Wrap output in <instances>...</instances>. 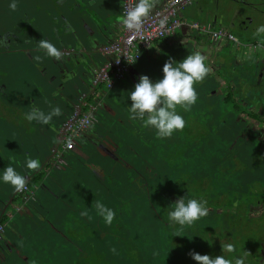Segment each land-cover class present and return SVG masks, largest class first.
I'll use <instances>...</instances> for the list:
<instances>
[{
  "label": "flooded vegetation",
  "instance_id": "obj_1",
  "mask_svg": "<svg viewBox=\"0 0 264 264\" xmlns=\"http://www.w3.org/2000/svg\"><path fill=\"white\" fill-rule=\"evenodd\" d=\"M197 1L198 0H195L191 5H196ZM9 2L10 0H0V169H3V146L8 144L3 142H10V140L15 136V123H17L18 121V118L14 117L8 110L10 106L14 104V100L17 98L18 93L19 91H21L22 87H24L27 93L31 91L41 90L43 93L44 101L48 104V106L51 105V107H49V109L51 110L52 108L58 107L60 111H62L65 108L59 98H55L53 100V105L51 104L50 100H52V90L50 89L51 87L49 84V78L52 74V69L49 67L51 65V59L50 57L45 55V52L37 53L34 51V49L35 47H38L39 40L43 38L53 43L61 51V53H64L65 44L68 39L66 34L67 32H71L72 30L71 26L67 24V20L70 21L72 20V18H76L80 15L81 8L79 5L82 4L79 0H17L16 10L11 11L8 7ZM116 2L118 5H122L121 0H117ZM236 8L242 9V11H251L252 13L256 14L250 20H247L246 26L251 25L256 29L263 23L264 0H237V2L232 6L233 10H235ZM120 9H118V12L122 13ZM227 24L228 22L225 25ZM120 28L122 27L120 26ZM236 29V31L239 32L238 28ZM112 42L113 41H110V43ZM258 44L261 50L264 52V45L260 43ZM109 45H106L105 49ZM193 51H199L206 58L205 63L209 70L208 75L210 73L213 77H215L218 84L216 85V87L218 88L216 91L226 89V92L232 93V90L235 89L229 86L227 83L225 85L224 81L220 80V75L224 73L222 64H225V62L221 60V57H211L213 50L210 47H206L204 51L197 48L193 50V44H190L187 49V55ZM185 56L186 55H182V59ZM35 57H39V60L34 59ZM52 59L55 61V58ZM97 73L96 75H93V82L95 83V85H97L98 90L101 91L103 97L101 101L103 102V109H107L109 112H111L112 109L108 101L110 99L108 89L99 82ZM127 75L128 74H126V76ZM66 78H68V76H65V79ZM255 78L256 83H261L264 80V56L262 59V63L259 65V69L255 74ZM33 82H36L38 86H32ZM55 85L57 86L58 83H56ZM227 97L231 98V95L228 94L226 96V99ZM233 101L234 108H232L233 111H230V113L234 115V120L231 119L232 122L228 124L225 116L227 118H229V116L224 115V113L226 114V112L223 113L221 112V109H219L218 111H216L215 115L216 124L207 126L208 129L211 130L215 128L216 130L213 132L214 136H216V138H220L221 140L224 139V134L228 132H230L231 135H234V138L238 135H242L240 137L249 135L254 139L255 137H259V140L257 141H259V143L261 144V149L264 151V128L260 136L258 135L259 133L256 130L258 124L257 122L261 123L260 118L258 117V113L264 114V108H260L259 110V108L256 107L255 102L248 104L244 100H239L238 97H235ZM128 106L129 105L124 108L126 110V113H128ZM187 115L188 117L190 116L189 114H185V116ZM127 122L129 123V121ZM134 128L135 132H141L138 127ZM198 128L202 127L200 125L196 126L194 123L185 124L182 130L176 131L177 134L175 136V141H173L171 146L170 142H165V144L163 145L165 153H170L171 148H174L175 152L179 153V148L181 147L183 149L182 152H185L186 150L187 154L190 153L193 148V137ZM2 129H7L5 131V134L2 133ZM240 131L241 133L239 134ZM244 132L246 133L245 135ZM97 138L98 139L96 140L95 144L100 148L106 149L108 154H110L112 157L118 153V143L109 139L105 140L103 137L101 138V136H98ZM57 140L58 141L53 145L59 143V147L57 149L60 150L62 140L59 135ZM104 145H106V147ZM52 150L54 151L56 150V148L51 149L50 153ZM30 157L33 158L34 156ZM169 159H171L170 155ZM130 165L131 164H129V166ZM64 166L66 167V164L60 165V168ZM14 168H17V166H15ZM146 168L147 165H144L143 169L145 170ZM44 170L45 168L40 162V167L33 170L38 174L33 175H37V177L49 175V171ZM123 170L124 168L121 169V171ZM147 172L148 171L145 170L144 173H141V175L139 176L138 184L139 191H141V193H144L145 195L147 194ZM28 175L31 176V174L29 173ZM155 175H157V173ZM207 178L208 180L206 181V183H202L204 184V186L201 187V184H199V189H195L190 185V183L185 182L179 183L177 185L175 184L174 186L176 187L172 185L174 190L168 189V185L163 183L159 186V188H156V194H158L161 199L163 193L167 192V198H172V202H176L181 198H183L185 201H187L188 199H197L203 201L206 208L208 209L207 214L196 220L192 225H185L181 227L189 236L192 244L195 243V241H199L202 243V247L198 250L191 248H181L178 251H175L176 248L172 249L170 251L171 254L174 253L177 255L179 254V252H183L184 254L188 255L187 260L177 259L175 263L194 264L195 261L191 259V253L195 252L201 255L207 254L210 256V258L223 255L226 259L232 261L233 264L236 259H239L241 261V264H264V202L254 201L249 202L246 207L242 206V208L246 211H243L244 214H240L237 211V206L234 207L232 204L227 207L225 202L222 203V200L225 199V195L223 194L219 195V198L214 200V204H211V202H209L207 198V191L211 189V186L212 189H214V186L216 187V185L221 182H212L209 179L210 177L207 176ZM44 187L45 186H43V188ZM90 189H92V191L88 192L90 193L87 196L88 204L90 201L100 202L101 199L98 198L99 193L96 191V189L92 186L90 187ZM11 198L12 199H8L2 202L0 206V218H4L5 215L7 216L10 212H13L14 209L15 211H22L23 214H27L31 217L37 216L41 219L42 222L46 221V218L40 213V211L44 209L43 205L40 204V202L36 198L33 200V202H36L37 206L26 199L25 192L22 193L20 191L17 192L14 190L12 192ZM21 198H24V204L21 202ZM144 198L145 197L141 199L143 202H145V200H148L147 198H145L144 200ZM6 206L7 208L5 209ZM88 206H91L92 209L87 210V215L82 216L81 222H79L78 226H76L79 233L75 239L80 243L79 246L76 244L77 254H81L79 250L83 249L82 245L85 246L87 244V241L90 246L93 247V240L95 239L96 241L97 239H99V215L96 212L97 210L95 206ZM162 216L163 217H161L160 215L161 220L159 222L162 231L169 230L172 232L176 230V228H180L179 225L169 224L167 220V214H164ZM218 217H220V219H218ZM12 218L13 216L11 217V219ZM200 220L203 221L199 222ZM113 221L110 226L106 227L105 233H112L111 235H113V231L116 227ZM209 221L214 222L213 226L207 225L208 223L206 222ZM217 222H220L221 226L219 225L216 228ZM39 223L41 222L39 221ZM89 226H91V228H89ZM92 227L94 229H92ZM86 229L89 231H94L96 235L93 237H89L87 235L85 236V238H81V231ZM57 231H59V233L61 234H64L67 229L65 228V232L61 230ZM15 232L17 234H20L18 235L20 239H18L19 241L11 242V244L8 243V245L6 244L5 246H2L0 248V264H5L8 262V260L13 264H20V261L24 260L23 262H25V260L27 259L28 264H31L30 257H34L33 259H37V256L30 255L28 256V258H25L26 253L23 250V247L21 248L17 244V242L20 243L22 241L23 237L26 238L25 232L23 233L21 231H17L16 229ZM248 235H250L251 237L249 236L248 238ZM64 236L69 237L68 235ZM4 238L5 231L2 235L0 243L4 240ZM176 241L179 242L180 246H182L183 239H181V237H178V240L176 239ZM225 245H231L233 250L231 252H228L224 247ZM8 247H10V250H8ZM5 248L6 251L4 250ZM94 249L96 250L95 246ZM86 251L88 253L89 249H85V252ZM235 253L236 255L233 257ZM13 254H15V256H13ZM23 262L21 264H23ZM41 263L43 264L42 259H40L36 264Z\"/></svg>",
  "mask_w": 264,
  "mask_h": 264
},
{
  "label": "rangeland",
  "instance_id": "obj_2",
  "mask_svg": "<svg viewBox=\"0 0 264 264\" xmlns=\"http://www.w3.org/2000/svg\"><path fill=\"white\" fill-rule=\"evenodd\" d=\"M188 8L189 6L186 8L185 13L189 18L193 10L191 9L189 11ZM120 10L123 11L122 8ZM225 43L229 44L228 42ZM229 46H231V44H229ZM187 49V47L183 48L186 54ZM224 51L226 50H223L222 54L226 53ZM140 56L143 62V54H141ZM175 58V56H173L172 58L174 62H176ZM161 77L162 73L157 72L155 73V76H153V78L149 77V79L155 81ZM134 85L135 84L131 79L128 78L127 75L126 78L120 79L115 82L114 86L108 90L110 96V99L108 100L109 105L114 113L109 112L107 109H103V107H97L96 113L98 114L99 124H96V127L98 133L100 135L106 133V136L109 140H113L114 142L118 143L119 151L115 156L112 157L107 152H103L104 148H101L99 150L92 145H88L85 147L89 152V160L91 162L89 163L90 165H88V163H85L86 168L85 166H82V172L86 173L91 181L88 183L86 190H79L78 187L81 185H79L78 183L75 190L72 191L70 189L68 191V193L74 198H71V203H74V208H70V210H68V216L67 214L64 217L56 216L60 209H67V206L62 205H59L58 209L53 211L52 209H50L48 212H44V210H41L40 213L46 218V221L44 222H42L41 219L37 216L31 217L27 214H23L22 211H15L12 208L13 218L12 220H10V223H12L10 224V227L8 226L6 227V229L7 231H10L12 226H18L22 228V230L25 232L26 238L28 237L24 242H20V245H23V250L25 252L35 253V248L37 249L36 246L40 245V243L37 242L41 240L45 248L44 255H47L46 257H49V263L53 264V262L56 260L55 264H69V261L67 259H62L61 254L64 251L68 250L66 254L71 255L72 252L70 250L74 251L73 244L69 243L67 246H64L61 242V234L58 233V231L52 232L53 229L51 227L59 225L58 223H55V221H59L60 219L64 220L65 218L69 217L68 219L70 220V223L66 224L67 231H64L65 233L63 235L74 236L70 234V232H72L74 225L78 226L79 222L77 221L79 219L78 217H73L70 211H73V209H75L76 211H80L81 214V212H87L88 209H92V207H89L88 205L95 206V203L97 202L90 201L88 204L87 196L90 193H88L89 191L87 189H89V186L94 187L100 195L107 193L105 198L108 199L110 196L109 190L113 191L114 189L118 188L117 184H120L121 187L117 189V198H119V203H114V205H117L119 207V211L121 214L118 219L122 221H128L130 223L132 222L136 227H138L139 221L144 220L142 216L146 215L144 213H141L142 209L143 211H146V207L144 206V204L146 203L140 200L142 198L141 193L139 192V190H136L134 188V184H132L131 177L135 174L133 170L134 164H136L137 168L141 169V171L138 169L139 173L145 172V170L143 169L144 165H149L151 168H154V173H157L159 178V180L158 178H156V180L154 181L156 188H159L162 183H166L168 186H174L175 184L177 185L179 183L185 182L190 183L193 188L199 189V184H201L202 187L204 186V184L202 183H206V181L208 180L207 176L210 177L209 179L212 182H221L218 183L216 187L214 186V189H212L211 186V189L207 191V198L209 202H211V204H214V200L219 198V195L223 194L225 195V199L222 200V203L225 202L227 207L232 204L234 207L237 206V211L240 214H244L243 211L245 210L242 208V206L246 207L249 202H264V151L261 149V144L259 143V141H257L259 140V137H255L254 139L249 135L243 137H240L242 135H238L234 138V135H231V133L228 132L224 134V139L221 140L220 138H216V136H214L213 132L216 130L215 128L210 130L207 127L209 125L216 124L215 115L216 111H218L219 109H221V112L223 113L226 112V114L224 113V115L229 116V118L225 116L228 124L232 122L231 119L234 120V115H232L230 111H233V100L235 97H238L239 100L241 99V101H246L247 99L248 104L254 103L251 99L255 98L253 94L257 92L258 86H255V83L252 82L251 79L244 80L243 82H238L237 90H232L231 98L227 97V99L224 93H222L221 91H216L218 89L216 85L218 84L216 82V78L213 77L210 73L205 77L203 81L193 85L197 92V101L191 106L190 110L186 112L182 108L177 106L178 112L184 117L185 124L194 123L196 126L200 125L203 128H198V130L195 132V135L193 137L194 140L192 142L193 148L192 151L188 154L186 150L185 152H182V147L179 148V153H176L174 148H171L170 153H165L163 145L165 144V142H170L171 146L173 141H175V136L177 134L176 132H174L170 137L158 139L155 136V131L153 129L143 128L140 121H133L129 119V114L126 113V110L124 108H126V106L131 103V101L128 100L127 97L128 91L132 90ZM50 89L52 90V88ZM250 94L252 96H249ZM51 99H54L53 93ZM70 111L71 109H65V115ZM185 114H189L190 116H185ZM65 115L57 123H64ZM121 116L123 117L122 120L119 119V117ZM127 121H129V123ZM134 127H138L141 132L145 133V135L141 137L140 132H135ZM46 132L49 134L50 141H55L53 142V144L58 141L57 138L55 139L56 134L54 132H51L50 129H47ZM240 133L241 131L239 132V134ZM245 134L246 133L244 132V135ZM78 148H83L85 153L86 149L84 148V145L78 146ZM85 155L88 154L86 153ZM169 155L171 156V159H169ZM101 158L104 159V163L107 166V174L105 175V180L102 183L99 182L98 177H95L93 175L94 173H92L91 168V164H94L95 161H100ZM129 164L131 165L129 166ZM54 168L55 166H51V169ZM123 168L124 171H121L120 169ZM56 169L59 168L56 167ZM148 190V194L152 197V204H155V210L159 214H167V211L174 207L175 202H172V198L165 199L163 197L161 199V197L155 193L152 185L150 184L148 186ZM33 193L34 197L40 198V193H38L37 190H35ZM33 193L31 195H33ZM145 196L146 195H144V197ZM145 201H147L148 204V200ZM31 203H34V205L37 206L36 202L31 201ZM150 215L151 213L147 211V216L150 217ZM147 216L145 220L147 219ZM158 217L159 216H157V219L160 222L161 217ZM76 219L77 223L74 222ZM218 219H220V217H218ZM39 221L41 223H39ZM201 221L203 220H200L199 222ZM49 222H51L52 224ZM206 223H208V226H213L214 224V222L212 221ZM219 225L221 226V223L217 222L216 228ZM181 227L182 226H180V228H176V230L172 232L168 230L164 233H159V236H161L159 237L161 240V242H159L161 250L160 254L162 255L168 252L170 254L167 255L166 258H161V261L157 260L154 262H148L145 258L140 260L143 255L140 258L139 256H137V254L134 253V259L139 262L138 264H173V262L174 264H177L175 263L177 259L187 260V254L179 252V254L176 255L174 253L171 254L170 251L175 248V251H178L181 248H191L198 250L202 247V243L199 241H195V243L192 244L189 236ZM89 228H91V226H89ZM48 229L50 230V232ZM92 229L94 228L92 227ZM87 235L89 237H93L96 235V233L94 231H89L86 229L81 231L80 237L85 238V236ZM249 236L250 235H248V238ZM178 237H181V239H183L182 246H180L179 242L176 241V239L178 240ZM17 241L19 240L17 239ZM68 242L69 241L65 243L67 244ZM74 242L75 238H73V243ZM76 244L78 246L80 245L78 241H76ZM49 246H52V249H49ZM82 247L84 252L81 254V256L77 255L78 258L76 264H85V261H89V258L90 261H95L99 258H103V255H100L98 258V252H96L95 249V251L91 249L87 253V251L85 252L86 248L84 247V245H82ZM47 252L50 253L48 254ZM235 255L236 253L233 255V257ZM13 256H15V254H13ZM33 258L34 257H30L31 264H36L39 262L38 259ZM5 264L13 263L8 260V262ZM194 264H197V262H194Z\"/></svg>",
  "mask_w": 264,
  "mask_h": 264
},
{
  "label": "water",
  "instance_id": "obj_3",
  "mask_svg": "<svg viewBox=\"0 0 264 264\" xmlns=\"http://www.w3.org/2000/svg\"><path fill=\"white\" fill-rule=\"evenodd\" d=\"M79 1L82 3L79 5L81 8L80 15L76 18H72L70 21L67 20V24L71 26L72 30L66 34L68 39L65 44V52L62 53L59 61L56 59L54 61L52 57H50L51 65L49 66L52 69L49 84L52 88L53 98H59L65 109H71L72 113L75 110L81 112L85 108L93 110L96 106L103 107V102H101L103 97L101 91L98 90L97 85L93 82V75H96L100 68L111 59V56L105 51L106 45L111 44L110 41L114 42L123 31L122 28L120 29V25L115 23L114 20L116 16L122 14L118 12V8H122L123 5H118L116 3L117 0ZM167 2L168 0H158L152 9L159 8ZM236 2L237 0H198L199 15L204 17L207 21H218L221 25L228 22L227 28L229 32H235L237 30L236 28H238V30L245 29L247 20H250L253 17L252 12L242 11V9L239 8H236L232 12V6ZM221 41L222 39L213 40L208 33L203 32L198 37H193L190 44H193V50L197 48L204 51L206 47H210L213 50L214 58L223 56L227 57L225 64H222L224 69L222 77L220 76L223 78L222 81H225L229 86L237 90L238 82L251 79V81L255 83V86H258L257 92L253 94L255 98L251 99L252 102H255V100L258 99V101L264 103V80L261 83H256L255 80V74L259 69V65L262 63L264 56V52L261 50L259 44H257L258 42H248L249 40L244 42L237 40L229 46V44L226 43L223 45ZM188 45L189 44H187L186 47H188ZM223 50H226L224 51L226 53L222 54ZM34 51L37 53L44 52V50H40L38 47H35ZM98 57H101L104 61L102 62ZM132 70L134 71V66L130 67L127 74ZM139 75L140 74L136 72V79H132L134 84L138 82ZM65 76H68V78L65 79ZM56 83H58L57 86L55 85ZM32 86L36 87L38 85L36 82H33ZM38 96L44 100L41 90L27 93L24 87L21 88L17 98L14 100V104H12L8 110L14 117L18 118L17 123H15V130L21 132V129L28 130L29 128L30 130L32 129V132H35V129L37 128L36 126L39 125V123L36 121L29 122L25 119V114L33 108L39 109L36 105ZM249 96L252 95L250 94ZM65 109L61 111L63 115H65ZM47 113L48 112H46V114ZM94 115L98 117L96 112H94ZM257 123L256 130L260 136L264 124L260 122ZM59 128L60 127L53 122V119L46 125V129H50L51 132L56 134L55 139H58ZM44 129H40L41 134L44 133ZM6 130L2 129V133L5 134ZM46 137L48 141H50L48 133L46 134ZM93 140L96 142V138ZM3 143L9 144V142ZM20 146H25L24 142H21ZM104 146L106 147V145ZM8 147L7 144L4 145V153L7 152ZM58 147L59 143L52 145L50 150L53 148H56V150H52L50 156L45 159L41 158L42 154L38 149H36V153L34 154L33 158L38 159L39 162H41L42 166L45 168L44 171H49L48 174L52 171L51 166H55L56 168L58 165L56 157L62 151V148L59 150L57 149ZM59 155L65 158L63 153ZM26 156H33V153L31 152L30 154V151L25 150L22 161L17 159V156L16 160H13L16 161L14 163L20 170V174L24 177L28 173L38 174L33 170L22 167ZM6 158L8 162L10 157L8 156ZM27 181H29L28 178L26 179V183ZM6 208L7 206L5 209ZM10 220H12L11 217ZM11 223H9L8 226H10ZM8 250H10V247H8Z\"/></svg>",
  "mask_w": 264,
  "mask_h": 264
},
{
  "label": "crops",
  "instance_id": "obj_4",
  "mask_svg": "<svg viewBox=\"0 0 264 264\" xmlns=\"http://www.w3.org/2000/svg\"><path fill=\"white\" fill-rule=\"evenodd\" d=\"M198 6H199V4L189 5V8H188L189 11L191 9L193 10L192 14L190 13L191 15L189 18L187 17V15L185 13L186 8L181 12L180 17H181L182 21L184 22V25H182V27L180 29H178L174 35L166 37V38L161 39V40L155 41L147 51L141 52V54H143L144 61L142 62V60H141L142 58L140 56V60L138 61V63H136L134 65V71L132 70L129 73L130 75L128 74L129 79H131V80L133 78L136 79V77H135L136 72H138L140 74L139 76L148 75L150 78H153V76H155V73H157V72L162 73L163 64L166 61L172 60L173 56L176 57L175 58L176 61H179L182 59V55H187L185 53V50H183V48L186 47L187 44H189L188 45V47H189L190 41H192L193 37H198L201 33H203L201 30L195 29L192 27L193 24H195V23H198L199 26H208L214 31L221 30V29L228 30L227 25H225L226 23H224V25H221V24H219L218 21L217 22H215L214 20L207 21L204 17L199 15L200 12L198 11ZM118 9H120V8H118ZM152 10H155V9H152ZM232 12H233V9H232ZM255 15L256 14L252 13L253 17ZM262 24H264V20H263ZM255 31H256V29L253 26L247 25L245 27V29H242V30L240 29L239 32L235 31V32H230V33L234 37H236L239 41L245 42V41L249 40L248 42H250V41L258 42V43L264 45V40H261L256 35H254ZM224 41H228L229 44L236 42V41H230L228 39H222L221 42L223 45H225ZM180 54H182V55H180ZM213 54L214 53L211 54V57H214ZM98 58H99V60L101 59L102 62L104 61L101 57H98ZM226 58L227 57L223 56V57H221V60L226 62ZM162 60H165V61H162ZM220 76L222 77V75H220ZM222 79L223 78H220V80H222ZM132 82H133V80H132ZM224 83H226V82L224 81ZM221 92L224 93L226 96L228 94L231 95L230 92H226V89L221 90ZM37 98H38V100L36 102V105L39 107V110L44 112L45 114H46V112H50L51 109H49V107H51V105L48 106V104L44 100H42V98L40 96H38ZM53 100H50L52 105H53ZM245 102L247 103V101H245ZM255 105L257 108H259V110H260V108H264V103H262L261 101H258V99L255 100ZM96 110H97V106L95 107L94 111L96 112ZM89 111H92V109L85 108L81 111V113H86ZM111 113H114V112L111 111ZM69 114H72V111H70L68 114L66 113L65 116H67ZM63 116L64 115L61 113L60 116L53 117V122L56 125H58V127H60L63 124V123H61V124L57 123L60 121V119ZM258 116H259V118H261L260 119L261 123L264 124L263 123L264 122V114L258 113ZM122 118H123L122 116L119 117L120 120H122ZM65 119H66V117H65ZM64 122H65V120H64ZM36 127L37 128L35 129V132H32L31 131L32 129L30 130L29 128H28V130L21 129V132H19L17 130L15 131V133H14L15 136L9 142L10 145L7 144L9 146L7 148V152H6L7 154L4 153V151H3L4 148L2 150L3 168L6 167L8 164H12V166L15 167L16 164L14 162H16V161L13 162V160H16V156H17V159L22 161L24 158V151L25 150L27 151V149H28V151L33 153V156L36 153V149H38L39 151H41V154H42L41 158L42 159H45V158L50 156V154H51L50 148L53 145V142H55V141H53V140L48 141V139L46 137V134H47L46 125L41 126L39 124ZM40 128H42V130L44 128L46 129V130L44 129V133H42V134L40 133ZM144 135H145V133L143 135H140V136L143 137ZM98 136H101V138L103 137L105 140H108L106 133H103V135H100L98 133L96 126L90 127L89 129L85 130L80 135L79 139L77 140L76 145L74 146V148L71 152L62 150V153L65 156V158L61 157V156H60V158L62 160H64V162H65L64 164H66V167L64 166V167L60 168V165H63L62 163H60V165L57 166V167H59V169L54 168V169H52V171L49 175H46L43 177H41V176L37 177V175H33V174H31V176H30L27 174L25 176V180L27 178L29 180L26 183V185L28 187H30L29 190L32 193L35 190H37V192L40 193V198L34 197V193H33V199H29V201L31 202L36 198L40 202V204L43 205L44 212H48L50 209H52V211L56 210V209H58L59 205L67 206V209H65V210L60 209L58 211V213L56 214V216L64 217V216H66V214L68 216V210H70V208H74V203L73 204L71 203L72 199H74V198L72 195H70L68 193V191L70 189L72 191L75 190L78 183H79V185H81L78 187L79 190L80 189L86 190L88 183L91 181L89 176L86 173L82 172V166H85V168H86L85 163H88V165H90L89 163L91 162L89 160V152L85 148L86 146L92 145V146H95L99 150L101 149L98 145L95 144V141L93 140L94 138H96V140H97ZM44 137H46V138H44ZM21 142H24L25 146H23V147L20 146ZM83 145H84V148L86 149L85 153H84L83 148H78V146H83ZM104 151L107 152L106 149H104L103 152ZM86 153L88 155H85ZM8 156L10 157V159L7 162L6 157H8ZM59 160L60 159L58 157H56V162L57 161L59 162ZM91 168H92V173H94L93 175L95 177L101 178L104 174H107V166L105 165L103 158H101L100 161H95L94 164H91ZM15 170L20 174L19 169L15 168ZM42 185L45 187L43 188ZM88 188L89 189H87V190L91 191L90 186ZM13 191H14V188L12 186H10L8 184L0 183V206H1L3 201L8 200V199H12L11 196H12ZM25 195H26V197L30 198L31 193L29 191H26ZM21 202L24 204V198H21ZM70 213H71V215H73V217H75V218L78 217V219H79L78 221L76 219L74 222H76V221L81 222L82 215L80 214V211H76L75 209H73V211L71 210ZM11 215H12V212H10L7 216L5 215L4 220H3V218H0V221L3 220V222H1V223L6 224V222L9 221V217H12ZM68 218L69 217L65 218L64 220L60 219L59 221H55V223H58L59 225L55 226L54 228L51 227L53 229L52 232H56L59 229L61 231H65V228L67 226L66 224L70 223V220ZM49 223H51V222H49ZM6 227H5V238L3 241H1L0 248L2 246H5L6 244L8 245V243L11 244V242H15V241H17V239H20V237L18 236L20 234H17L15 232V229L17 231H21L24 233V231L22 230L21 227L12 226L10 231H7ZM58 227H59V229H58ZM49 232H50V230H49ZM58 233H59V231H58ZM78 233L79 232L77 231V228L74 225V228H73L72 232H70V234L74 235V238H76ZM61 239H62L61 242L64 246H67L69 243L74 245L73 240L70 238V236L68 238V237L61 234ZM25 240H27V238L23 237L22 241L24 242ZM67 241H69V242L66 244L65 242H67ZM37 243H40V245L36 246L37 247V249L35 248L36 252L35 253L25 252L26 253L25 258L26 257L28 258V256H30V255H35V256H37L38 261L40 259H42L43 264H51V263H49V259H48L49 257H46L47 255H44V249H45L44 244L42 243L41 240H39ZM17 244L21 248L23 247V245H20V243L17 242ZM73 248H74V251L70 250V249L69 250L73 254H77L76 253V247H73ZM49 249H52V246H49ZM4 250L6 251V248ZM66 252H68V250L64 251L61 254L62 259H64V260H66V259L68 260V256H67ZM47 253L49 254L50 252H47ZM23 261H20V264ZM55 261L53 262V264H55ZM58 262H59V260H58ZM23 264H28V259L25 260V262H23Z\"/></svg>",
  "mask_w": 264,
  "mask_h": 264
},
{
  "label": "clouds",
  "instance_id": "obj_5",
  "mask_svg": "<svg viewBox=\"0 0 264 264\" xmlns=\"http://www.w3.org/2000/svg\"><path fill=\"white\" fill-rule=\"evenodd\" d=\"M157 2L158 0H134L131 8L114 18L115 23L129 31L138 32ZM8 7L11 11H15L17 0H10ZM254 35L264 40V24L256 28ZM38 48L44 50L48 57L55 58L57 61L61 59V51L47 39H40ZM34 59L39 60V57ZM205 59L199 51H193L178 62L166 61L162 66V77L155 81L150 80L146 75H141L132 90L128 91L127 98L131 101L127 109L129 119L140 121L143 128L153 129L158 139L170 137L174 132L182 130L185 120L179 114L177 106L186 112L197 101V92L193 85L203 81L208 75L209 70ZM60 115L61 111L58 107L52 108L47 114L33 108L25 114V119L29 122L36 121L43 126L49 124L54 116ZM22 167L35 170L40 167V162L38 159L26 156ZM0 183L8 184L19 192L24 189L26 180L12 164H9L0 169ZM95 208L104 223L110 225L115 212L99 201L95 203ZM207 211L203 201L197 199L185 201L181 198L167 212V220L170 225H192L205 216ZM81 215L86 216L87 212H81ZM224 247L229 252L233 250L231 245ZM191 259L197 264H233L223 255L210 258L207 254L193 252ZM234 264H241V261L236 259Z\"/></svg>",
  "mask_w": 264,
  "mask_h": 264
},
{
  "label": "built area",
  "instance_id": "obj_6",
  "mask_svg": "<svg viewBox=\"0 0 264 264\" xmlns=\"http://www.w3.org/2000/svg\"><path fill=\"white\" fill-rule=\"evenodd\" d=\"M194 1L169 0L163 6L149 13L138 32L123 28L119 37L105 49L111 59L98 71L99 82L109 90L114 86L115 82L123 79L129 72L130 67L138 63L141 52L147 51L155 41L174 35L184 25L180 14ZM133 4L134 0H122V13L131 8ZM192 27L208 33L213 40L228 39L237 41V38L225 29L214 31L208 26H199L198 23L193 24ZM94 112V109L86 113L75 110L72 114L67 115L65 122L59 128V136L62 140L61 150L71 152L80 135L85 130L99 123V119L94 115ZM57 157L60 159L59 162L57 161L58 165L60 163L64 164V160L60 158V155ZM26 191L32 194L29 187L25 184L24 189L20 192L24 193ZM26 199H33V195L30 198L26 197ZM9 223L10 218L6 224L0 223V240L5 227Z\"/></svg>",
  "mask_w": 264,
  "mask_h": 264
},
{
  "label": "trees",
  "instance_id": "obj_7",
  "mask_svg": "<svg viewBox=\"0 0 264 264\" xmlns=\"http://www.w3.org/2000/svg\"><path fill=\"white\" fill-rule=\"evenodd\" d=\"M143 134L144 132H140V135H143ZM134 165L135 166L133 167V170L135 174L131 177L132 184H134V188H136V190H139L138 184H139V176L141 175V173H139L138 169L140 171L141 169L137 168L136 164ZM145 170L148 171L147 172V194L145 198L148 199L149 205L145 201L146 204H144V206L146 207V211L145 210L143 211L142 209L141 213H144L146 215L142 216L144 220L139 221L138 227H136L135 224H133L132 222L130 223L128 221H122L118 219V217L121 214L119 211V207L117 205H114V203L116 204L119 203V200H118L119 198H117L118 196L117 189L121 187L120 184H117L118 188L114 189L113 191L109 190L110 196L108 199L105 198L107 193H104L103 195L98 194V198L101 199L100 201L101 203H103L108 208H113L112 210L115 212V217H114L115 220L113 219L114 220L113 222L116 225V227L113 231V235H111L112 233H105L106 227L110 226L111 224L110 225L105 224L103 219L99 216V222H100L99 223L100 224L99 239H97L96 241L94 239L93 241H94V246L96 248V252H98L97 253L98 258L100 255H103V258L101 259L99 258L98 260H95V261L94 260L90 261V258H89L88 260L90 261V263L89 261L86 260L85 264H116V263L118 264H138L139 262L134 259V253L137 254V256H139L140 258L143 255V257L140 260L145 258L147 259L148 262L149 261L154 262L157 260L160 261L161 258H166L167 255H170L169 252L161 255L160 254L161 250L159 246V242H161L159 238L161 236H159V233H164L166 230L165 231L161 230V225L159 223V220L157 219V216L160 217L161 215V217H163L162 215H164L165 213L159 214L155 210V204H152L153 202L152 197L148 194L149 184L152 185L153 190L156 193V185L154 181L156 180V178H158V174L155 175L154 168H151L149 165H147V168ZM105 175L106 174H104L101 178H99L100 183H102L105 180ZM163 184H166V183H163ZM171 187L172 186H168L167 188L174 190V188L173 187L171 188ZM139 192L141 193V191ZM166 193L167 192L163 193L162 198L168 197ZM144 195H145L144 193H141L142 198L144 197ZM147 211L151 213L150 217L147 216ZM146 216H147V219L145 220ZM3 220H1L0 223L3 222ZM70 238L73 240L74 236H70ZM75 242H76V239H75ZM75 242H74L75 246L73 245V247H77ZM94 246L93 247L90 246V244L87 241V244L84 247L89 250L91 249L94 250ZM79 252H81L82 254L84 251L82 249V250H79ZM78 254L72 253L71 255H67L69 264H76Z\"/></svg>",
  "mask_w": 264,
  "mask_h": 264
}]
</instances>
